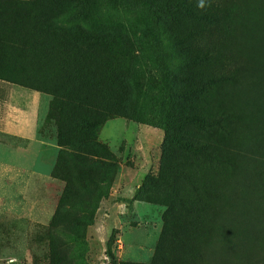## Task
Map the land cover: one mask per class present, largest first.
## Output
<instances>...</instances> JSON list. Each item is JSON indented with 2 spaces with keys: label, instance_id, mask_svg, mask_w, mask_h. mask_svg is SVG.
Segmentation results:
<instances>
[{
  "label": "rangeland",
  "instance_id": "obj_1",
  "mask_svg": "<svg viewBox=\"0 0 264 264\" xmlns=\"http://www.w3.org/2000/svg\"><path fill=\"white\" fill-rule=\"evenodd\" d=\"M181 5L196 0H0V126L12 129L0 131V155H14L23 118L36 119L50 177L33 212L0 194L3 264H264V0L201 10L222 77L214 113L228 120L188 127L217 161L183 182L178 203L161 174L160 121L181 113L190 82L162 85L161 63L194 64L155 38L177 34ZM82 33L121 41L104 50Z\"/></svg>",
  "mask_w": 264,
  "mask_h": 264
},
{
  "label": "trees",
  "instance_id": "obj_2",
  "mask_svg": "<svg viewBox=\"0 0 264 264\" xmlns=\"http://www.w3.org/2000/svg\"><path fill=\"white\" fill-rule=\"evenodd\" d=\"M181 10L186 15V19L181 22V27L176 31L177 34L170 33L165 36L160 31L155 38V42L162 44L164 50H175L183 57H187V61L194 64L193 71H184V63L178 64L176 57L173 63H161V84L166 85L169 82V89H173L175 85L184 80H189L190 85L181 93V98H185V102L180 111L175 114V118L170 120L164 117V121L160 123L164 126L169 134L166 136V147H163L162 155H169L166 166L163 167L161 174L165 179H169L175 186L174 202H184L185 199L179 195L178 189H184L183 182L187 179L194 180L195 177L204 179L205 173L202 171V165L214 167L216 157L211 151L213 143L206 141H194L189 139L191 133L188 127L195 128L203 133H208L212 127L224 128L223 123L227 122V116H218L214 113L215 103L212 98L215 93L217 81L222 78L218 67L214 66L213 60L217 59V53L209 51L203 44V33H201L200 23L203 20H211L213 16L210 13L201 11L195 7H187L181 5ZM118 44L121 39L117 38ZM80 41L87 46L101 47L104 50L111 48L114 44L118 45L110 35H98L82 33ZM117 49L114 55L120 56ZM212 63V64H211ZM211 68L208 70L207 67ZM105 78V76H104ZM116 87V83L112 84ZM168 142V143H167ZM174 146V147H171ZM177 158V160L175 159ZM184 180V181H182ZM198 190L204 191L203 187Z\"/></svg>",
  "mask_w": 264,
  "mask_h": 264
},
{
  "label": "crops",
  "instance_id": "obj_3",
  "mask_svg": "<svg viewBox=\"0 0 264 264\" xmlns=\"http://www.w3.org/2000/svg\"><path fill=\"white\" fill-rule=\"evenodd\" d=\"M21 124L19 133H17L21 143L19 146H15V154L11 156L0 155V194L3 195V199L8 200L6 198L8 197L12 202L13 200L18 202L19 197L20 202L18 203L30 204L29 210L33 212L38 202L40 183L44 185L50 181L48 175L39 171L40 144L45 145L46 143H40L37 138L36 119L23 118ZM8 126L7 123L1 124L0 131H11L12 129ZM20 209L19 207L16 208L15 203V208L13 207L10 210L18 211ZM7 252L0 249V264H3L10 256ZM18 257L20 256L16 255V258Z\"/></svg>",
  "mask_w": 264,
  "mask_h": 264
},
{
  "label": "clouds",
  "instance_id": "obj_4",
  "mask_svg": "<svg viewBox=\"0 0 264 264\" xmlns=\"http://www.w3.org/2000/svg\"><path fill=\"white\" fill-rule=\"evenodd\" d=\"M196 8L204 10L211 6V0H196Z\"/></svg>",
  "mask_w": 264,
  "mask_h": 264
}]
</instances>
